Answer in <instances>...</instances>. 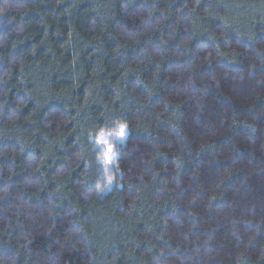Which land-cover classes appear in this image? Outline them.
<instances>
[{
  "label": "trees",
  "instance_id": "16d2710c",
  "mask_svg": "<svg viewBox=\"0 0 264 264\" xmlns=\"http://www.w3.org/2000/svg\"><path fill=\"white\" fill-rule=\"evenodd\" d=\"M0 264H264V0H0Z\"/></svg>",
  "mask_w": 264,
  "mask_h": 264
},
{
  "label": "rangeland",
  "instance_id": "374dc122",
  "mask_svg": "<svg viewBox=\"0 0 264 264\" xmlns=\"http://www.w3.org/2000/svg\"><path fill=\"white\" fill-rule=\"evenodd\" d=\"M121 126H116L110 131L101 133L95 139V150L97 151L96 164L100 172L99 185L100 190L113 184L115 177V161L119 149L127 136V128L124 126V135L121 136Z\"/></svg>",
  "mask_w": 264,
  "mask_h": 264
},
{
  "label": "snow or ice",
  "instance_id": "6c2138e0",
  "mask_svg": "<svg viewBox=\"0 0 264 264\" xmlns=\"http://www.w3.org/2000/svg\"><path fill=\"white\" fill-rule=\"evenodd\" d=\"M121 136H123L124 135V126H121Z\"/></svg>",
  "mask_w": 264,
  "mask_h": 264
}]
</instances>
